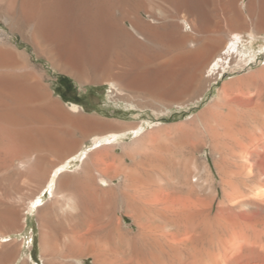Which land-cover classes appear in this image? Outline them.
<instances>
[{
    "label": "bare ground",
    "instance_id": "obj_1",
    "mask_svg": "<svg viewBox=\"0 0 264 264\" xmlns=\"http://www.w3.org/2000/svg\"><path fill=\"white\" fill-rule=\"evenodd\" d=\"M132 2L0 0V13L32 25L34 44H57L69 71L98 72L133 96L168 91L178 101L201 88L204 70L223 72L230 55L255 59L252 40L264 30V0L141 3L152 20L165 21L161 26L143 21L140 4ZM254 18L258 27L251 28ZM20 77L0 86V166L17 164L16 175L45 181L30 202L38 210L47 195L56 209L41 223L44 264H264V135L222 126V145L235 159L222 156L216 174L196 165L145 167V160L114 154L128 133L96 135L83 146L91 133L58 121L59 110ZM4 237L3 243L12 240ZM10 254L3 251L0 264Z\"/></svg>",
    "mask_w": 264,
    "mask_h": 264
},
{
    "label": "rangeland",
    "instance_id": "obj_2",
    "mask_svg": "<svg viewBox=\"0 0 264 264\" xmlns=\"http://www.w3.org/2000/svg\"><path fill=\"white\" fill-rule=\"evenodd\" d=\"M132 1L134 6L140 4L136 8L143 21L151 26L164 24L165 21H155L149 17L142 7L147 0ZM248 1L244 0V4ZM2 14L0 86L14 78L21 79L20 76L29 79L40 92L38 94L51 101L54 111L59 110L55 115L58 121L91 133L84 139L83 146H89L96 135L128 133L115 148L114 154L119 157L126 153L137 160H145V167L150 165L166 170L196 165L201 170H211L216 174L217 168L222 165V156L227 160L235 159L231 151L222 145L227 141L222 135V126L231 123L230 127L234 130L243 126L252 137L264 135V115H254L264 110V30L254 33L257 36L252 40L253 61H240L238 56L230 55L223 72L209 73L204 70L202 86L197 92L178 101H170L172 96L168 91L160 94L139 91L133 96L119 92L98 72L69 71L62 56L56 52L57 44L46 43L42 39H37L34 44L32 25H17L10 16ZM254 19L251 28L258 27L256 21L259 22V18ZM261 23L264 24V21ZM122 24L134 33L127 21ZM134 36L142 40L141 35ZM245 40L248 42L250 38ZM51 50L55 51L50 53ZM224 88L227 89L225 95ZM253 116L257 118L252 119ZM140 125H143V129L137 137L129 133L130 129ZM76 135H79L78 131ZM107 152L113 153L110 149ZM17 166L14 164L7 171L0 166V255L7 250L11 253L8 264H44L40 245L41 223L47 215H54L56 209L47 195L43 197L45 207L30 209V202L44 187L45 181L40 184L28 181L17 173L18 177L15 173L18 172ZM18 170L21 169L18 167ZM215 182L218 183V178H215ZM16 218L18 222H15ZM4 236L12 240L3 243L2 240L6 239ZM59 261L67 260L59 258ZM87 264H91L90 259Z\"/></svg>",
    "mask_w": 264,
    "mask_h": 264
}]
</instances>
